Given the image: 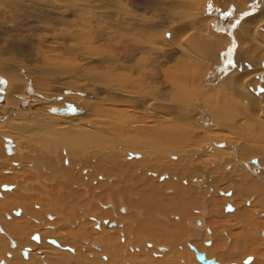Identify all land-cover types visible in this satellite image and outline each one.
<instances>
[{"label":"bare ground","instance_id":"6f19581e","mask_svg":"<svg viewBox=\"0 0 264 264\" xmlns=\"http://www.w3.org/2000/svg\"><path fill=\"white\" fill-rule=\"evenodd\" d=\"M0 78L6 86L0 93V169L21 170L12 157L21 146L17 138L24 136L34 151L42 147L36 156L50 175L35 182L41 190L34 191L49 207L39 201L36 209L51 222L63 217L58 225L45 220L54 230L15 223V217L40 215L31 209L36 201L3 186L0 264H179V246L191 232L187 244L196 246V255L183 249L187 264L195 258L206 264L200 254L219 264L257 254L264 234L250 218L264 214V0H0ZM37 130L33 140L34 133L26 136ZM163 169L171 174L159 173ZM156 178L193 184L204 202L213 196L205 188L229 186L217 194L231 202L222 206L238 223L228 231L239 226L241 238L227 237L232 247L224 253L213 248L206 218L216 210L209 208L179 233L198 204L190 203L196 191L189 202L175 204L178 195L163 198L165 181L161 186ZM96 205L106 210L101 217L113 211L120 219H100ZM167 205L182 216L170 227L162 222L172 214ZM157 211H165L158 220ZM126 217L133 227L123 224ZM131 237L152 250L135 247L139 242L130 243ZM145 237L166 243L170 252ZM258 257L243 264H264V251Z\"/></svg>","mask_w":264,"mask_h":264},{"label":"rangeland","instance_id":"374dc122","mask_svg":"<svg viewBox=\"0 0 264 264\" xmlns=\"http://www.w3.org/2000/svg\"><path fill=\"white\" fill-rule=\"evenodd\" d=\"M26 79V78H25ZM3 83H4V80L2 81V79L0 78V87H1V89H3V90H0V93H4V91L6 92V89H4V88H6V86L5 85H3ZM55 93H57V92H55ZM58 94H65L66 96H70L69 97V99H72V98H74V96L76 97V99H77V101H80V102H82V103H84V104H87V105H90V101H88V99H86V96L85 95H83V94H79V96H76L77 94H73L72 92H68V91H65V90H61V93H58ZM66 96L64 97V98H66ZM80 99V100H79ZM72 100H74V101H76L75 100V98L74 99H72ZM87 102V103H86ZM89 102V103H88ZM76 105V104H75ZM18 109L20 108L19 107V105H18V107H17ZM22 108H20V110H21ZM76 115H73V116H67V117H75ZM78 116V115H77ZM79 116H84V111L82 112V113H80V115ZM16 120V119H15ZM85 120V118L83 119V121ZM1 123H3V121H2V119H1V121H0ZM30 123V122H29ZM4 124V123H3ZM2 125V124H1ZM34 125L37 127V125H36V123H34ZM61 128V127H60ZM4 129H6V127L4 128ZM37 129L40 131V129L41 128H38L37 127ZM8 129H6V130H4V133H13V132H11L10 130H8ZM38 130L36 131V132H30V131H27V135L26 136H29V133H34V134H30V136L28 137V138H30V139H32V138H34V136H36L35 134L36 133H38ZM26 133H24V135H25ZM19 137L21 136L20 134L18 135ZM21 137H22V139H21ZM20 137V140H19V138H17L16 140H18L19 141V144L21 145L20 146V149L19 148H17L18 150H20V152H18V150H17V156H15L16 154H14L13 153V155H12V157L13 158H15L17 161H19V162H21L22 163V167L20 168L21 170H18V169H16L15 167H14V169H13V166L11 167V165L9 164L8 166H10L9 167V169H7V167H5V168H3V169H0V193H2V195H3V197H4V192H2V190H1V188L3 187V186H12V187H17V191H16V193L19 195V196H21V195H25V196H31L33 199H34V202L36 201V203H34L35 205H33V206H31V209H32V207H33V210L34 211H38L39 212V214L40 215H37V216H35L34 218H36V219H34V218H31V217H29V215H24L25 217H23V216H20L19 218L18 217H15L14 219H13V221L15 222V223H18V222H20L19 224H21V223H24L25 221L26 222H29L31 225H32V227H34V226H37V227H40V229L41 230H54V228H52V226L50 227V226H44L45 225V223L46 222H51V220L47 217L48 216V214L47 215H45V216H43L44 214H43V209L41 208V212H40V210H38V209H36V205L39 203V201H40V203H44L45 201H44V199L42 198L41 199V196L39 195L38 196V193L36 194L35 193V191L37 190L36 188H40L39 190H41V187H40V185H37V183L36 184H34L35 182H39L40 180H43V179H41V178H44L43 176H45V175H47L48 177H49V175H48V173L47 172H45L44 171V169L41 167L42 165H40V162H42L43 161V159H41V158H43L42 156H40V158H37V153L38 152H40L41 150H42V147H40V148H35V149H37V151H34V147H33V145L34 144H32L31 142H26L25 141V137L24 136H21ZM214 138L215 139H217V138H219V137H217V136H214ZM0 140H2V138L0 137ZM33 140V139H32ZM31 141V140H30ZM3 143V140H2V142L0 141V145ZM27 143V144H26ZM30 143V144H29ZM198 144H201V140L200 139H198V142H197ZM24 144H26V145H24ZM206 144H208V143H206ZM25 151H24V150ZM33 150V151H32ZM39 150V151H38ZM22 151V152H21ZM27 152V153H26ZM2 153H4L5 154V156H6V159H10V157L11 156H8L7 155V153H6V148H5V146H4V149H3V145H2ZM35 154V156H32V154ZM20 156H24V158L23 157H21L20 158ZM26 156L28 157V158H26ZM11 157V158H12ZM31 157H34V158H31ZM65 157L66 156H64V157H62L63 159H65ZM21 159V161H20V159ZM27 160H26V159ZM61 158V159H62ZM15 159H13V161H16ZM23 159H24V161H23ZM35 159V160H34ZM63 159H62V161H63ZM203 159H204V161L205 160H207V157L206 156H204L203 157ZM256 159V158H255ZM35 162V164H31V163H34L33 161ZM30 161H31V163H30ZM39 161V162H38ZM255 161L256 160H254V161H252V163H255ZM8 162V161H7ZM24 163H29L28 164V166L26 165V164H24ZM7 165V163L6 162H4V164H2L1 165V167H4V166H6ZM4 165V166H3ZM27 167H26V166ZM31 166V167H30ZM33 166H35V167H33ZM37 166V167H36ZM63 166V165H62ZM23 168V169H22ZM25 168V169H24ZM31 168H33V169H31ZM64 168H66L65 166H64ZM29 170V171H28ZM34 170V171H33ZM164 170V169H163ZM30 171L32 172V173H30ZM36 171V173H34ZM39 171H41V172H39ZM227 171H229V170H227ZM157 172H159V171H157ZM161 172H163V175H166V176H168V175H170L171 173H170V171H166V170H164V171H160L159 173H161ZM34 173V174H33ZM170 173V174H169ZM30 174H32V175H30ZM40 174V175H39ZM42 174H44V175H42ZM151 174L152 173H148V177H150L151 176ZM156 174H158V173H156ZM213 174H216V173H213ZM40 176V177H39ZM47 176L45 177V178H47ZM172 176V175H171ZM215 176V175H214ZM51 177V176H50ZM115 176H113V178H114ZM165 177V176H164ZM175 177H177V176H175ZM179 177V176H178ZM44 178V179H45ZM111 178H112V176H111ZM155 178V177H154ZM172 180V181H171ZM33 181V182H32ZM156 181V182H155ZM158 181V182H157ZM160 181V182H159ZM164 181H165V184L163 185V183H164ZM163 181V179H161V180H157V178L156 179H154V182H155V184H161V186L163 185V187L161 188V190L164 192L165 190V192L167 193H161L162 195H163V198L164 197H168V196H170V197H168V198H174V197H176L177 195V199H180L178 202H175V204L177 203H179L180 201H181V199H182V201L180 202V203H186V202H189L190 201V198H191V194H192V196H194V194H195V192L194 191H196V195L197 196H195V198H193V200H192V198H191V204L192 205H194V203H198V204H196V206H198V207H196V206H192L191 208H194V211H192L193 209H189V215H188V222H186V223H181V225H180V227H179V229H178V231H179V233H183V231L184 230H187L188 229V225H190L191 223H193V222H195V221H197V220H199L200 219V217H202V215H201V212L202 211H204V210H207L208 208V210H211V209H215L216 210V212H212L211 214H209V216L206 218V220H207V222H208V227L210 228V229H213V231H214V245H213V248L215 247V246H217L218 248H219V252L220 253H224V252H226L230 247H232V245H230L229 244V239L227 238V237H231V238H235V239H237V238H241L240 236L242 235V231L240 230V228H239V226H236V227H234V229L232 230V232H229L228 230H229V227H231V226H234V225H236L237 223H238V219L236 218V216H234L233 215V217L232 216H229V215H226V214H228V212H226L225 210H224V206L225 207H227L228 205H229V203H231V202H228V201H226V199H228L227 197H225L224 195H222V194H217V192L219 191V190H223V189H225V188H227V187H229V186H227L226 184V186L224 185V184H221L218 188L216 187V186H214V189H209V188H205V190L203 191V192H208V194H209V196H210V194H213V196H211L210 198H212L211 200H209V202L207 201V202H204V201H202L203 200V198H199V194H200V192H201V190L200 189H198V188H196V186H194L193 184H192V186H191V190L188 188V186L185 184L186 183V181H184V184H182L183 182H180V181H182V180H179L178 182H175V181H173V179L172 178H170V180L169 181H167V180H164ZM162 182V183H161ZM169 182V183H168ZM170 182L174 185H172V186H167V187H164V186H166V185H168V184H170ZM175 182V183H174ZM168 183V184H167ZM33 184V185H32ZM39 184V183H38ZM29 186V188H32V192H29V193H26V191L28 192V190H26V191H23L22 190V188L23 187H25V189H26V186ZM93 185H95V186H97V181H95V182H93ZM177 185V187L178 186H180L179 187V189L177 188V187H175ZM36 186H38V187H36ZM183 186V187H182ZM186 186V187H185ZM223 186V187H222ZM168 187H170L169 189H167ZM193 187V188H192ZM29 188H27V189H29ZM175 188V189H174ZM184 188V189H183ZM186 188H187V190L189 189V191H186ZM36 189V190H35ZM164 189V190H163ZM176 189H178V190H176ZM192 189H193V192H192ZM208 189V190H207ZM231 189H234L235 190V186L233 187V185H231ZM35 190V191H34ZM171 190H175V191H171ZM180 190H182V191H180ZM209 190H211V191H209ZM184 191V192H183ZM192 193H191V192ZM36 192H38V190L36 191ZM180 192H181V196L182 197H180L179 196V194H180ZM185 192H186V195H185ZM207 192H206V194H207ZM13 193H15V192H13ZM13 193H7V195H9V194H13ZM182 193H184V195L182 194ZM191 193V194H190ZM199 193V194H198ZM6 194V193H5ZM27 194V195H26ZM60 194V193H59ZM7 195H6V197H7ZM35 195V196H34ZM37 195V196H36ZM61 195V194H60ZM62 195H65V193H63ZM84 195V194H83ZM165 195V196H164ZM168 195V196H167ZM171 195H172V197H171ZM175 195V196H174ZM187 195H190V196H187ZM184 196V197H183ZM208 196V197H209ZM216 196L219 198H217V199H215L216 198ZM198 197V198H197ZM220 197H222V199L220 198ZM187 198H189L188 199V201L186 200ZM177 199H176V201H177ZM185 199V201L186 202H184L183 200ZM195 199H197L198 201H196ZM0 200H2L1 198H0ZM127 200L129 201V198L127 197ZM216 200H217V202H216ZM219 200H221V201H219ZM41 201H44V202H41ZM108 201V199H105V202H107ZM195 201V202H194ZM215 201V202H214ZM225 201H226V204H224L225 203ZM94 202H96V201H94ZM103 202V201H102ZM124 202V201H123ZM122 202V203H123ZM201 202H202V208H201ZM222 202V203H221ZM247 202V201H246ZM249 202H251V199H249ZM32 203V204H33ZM91 203V202H90ZM116 203V202H115ZM169 203V202H168ZM124 204H125V202H124ZM207 204H208V206H207ZM118 205V204H117ZM222 205H224V206H222ZM45 206L46 207H49L48 206V204H46V202L43 204V208L45 209ZM99 205H96L95 207L97 208V210L98 211H96L95 212V214H97V215H100L99 217H100V219H113V220H118V219H120L119 218V214H114L113 213V211L111 212L112 214H111V216H108V217H101V215H102V212L104 211V212H106V210H104V209H102L100 206L98 207ZM127 206H128V204H127ZM168 207H170L169 209L171 210V208H172V210L174 209L173 208V206L171 207V206H169V205H167ZM200 206V207H199ZM212 206H213V208H212ZM215 206V207H214ZM129 207V206H128ZM155 207H158V203H156V206ZM204 207V208H203ZM221 207V208H220ZM246 207H248L249 208V206H248V202L246 203ZM100 210H99V209ZM197 208V209H196ZM200 208V209H199ZM207 208V209H206ZM220 208V209H219ZM19 209V208H18ZM31 209H29V211L31 210ZM168 209V208H167ZM168 209V210H169ZM195 209L197 210V211H195ZM199 209V210H198ZM203 209V210H202ZM217 209H218V211H217ZM27 210V209H26ZM171 210V212H172V214H170V212H168L167 214H168V216L166 217V215H165V219H168V222L170 221H172V219H173V221H172V223H168L167 222V220L165 221V220H163L162 222H163V224H164V222L166 223L165 225L166 226H171V225H175V224H177V221H180V217H182V216H180V213H178V217H176L175 215V210H173L172 211ZM191 210V211H190ZM200 210H201V212H200ZM28 211V210H27ZM32 211V210H31ZM36 211V212H37ZM132 211H134V210H132ZM98 212V213H97ZM110 212V211H109ZM177 213V212H176ZM190 213H191V215H190ZM214 213V214H213ZM218 213H220L219 215H218ZM222 213V214H221ZM231 213V212H230ZM122 214V213H121ZM131 214V213H130ZM163 214H165V211H157L156 213H155V216H156V218H157V220H158V218L161 216V215H163ZM117 215V216H116ZM123 215V214H122ZM169 215H170V217H171V219H170V217H169ZM182 215V214H181ZM222 215V216H221ZM39 216H41V217H39ZM254 217H252L251 216V220H254L255 221V226H256V230H257V232L259 233V231L261 232H263L262 234H264V214H259L258 212H254V215H253ZM33 217V216H32ZM114 217V218H113ZM63 217H55V219H56V222H58L57 223V225L58 224H60V222H61V220H63L62 219ZM115 218H117V219H115ZM127 218V217H126ZM126 218H124L122 221H123V224L124 223H129V221L131 222V219L130 218H127V220H125ZM180 218V219H179ZM249 218V217H248ZM247 218V220H249ZM21 220V221H19V220ZM55 219H54V221L53 222H55ZM61 219V220H60ZM130 219V220H129ZM179 219V220H178ZM209 219V220H208ZM35 220H39L40 221V223H38V222H36ZM43 220V221H42ZM45 220H47L46 222H45ZM48 220H50V221H48ZM126 222H125V221ZM175 221V222H174ZM53 222H51V223H53ZM63 222V221H62ZM175 223V224H174ZM90 224H91V222H90ZM257 224V225H256ZM98 224H96V226H97ZM225 225H227V226H225ZM44 226V227H43ZM96 226L94 227V230L96 231V232H99L97 229H96ZM104 226H106V225H104ZM130 226H131V223H129L128 224V227L127 228H130ZM42 227L44 228V229H42ZM50 227V228H49ZM100 227V226H99ZM131 227H133V226H131ZM58 228H59V226H58ZM115 227H113V229H114ZM107 229H112V228H110V227H108ZM59 230V229H58ZM123 230V229H122ZM189 230H192V228H189ZM256 230H249V232H250V235H251V237H252V239H257L258 238V235L256 236L254 233L256 232ZM254 232V233H253ZM255 235V236H252V235ZM191 235H193V233L191 232L188 236H185L184 238H182V245H180L179 246V248H181L180 250H179V256H180V259H179V261H178V263L179 264H187V262H186V260H185V255L183 256V257H181V254H182V252H183V249L185 250L184 252H188V253H185V254H189V253H192V254H195V252L191 249V247H194V248H196V246L194 245V246H190V245H188L187 244V240H188V238H189V236H191ZM2 236H4V235H1V237ZM26 236V235H25ZM177 236L179 237V235L177 234ZM33 237V236H32ZM32 237H31V239H30V241L32 240V242H34V243H37V242H35L33 239H32ZM3 238H5V236L3 237ZM25 238V237H24ZM123 237L121 236V239H122ZM145 238H147V237H145ZM6 239V238H5ZM147 239H149V238H147ZM137 240V241H136ZM149 240H151V239H149ZM122 241H123V239H122ZM152 241V243L154 244V246H165L166 248H167V252H170V247H168V245L165 243V245H163L162 243V241H160V242H154L153 240H151ZM201 241H202V239H201ZM204 241V240H203ZM10 242V241H9ZM47 242V244L48 245H51V246H54L51 242H50V240L48 241H46ZM134 242H139L135 247H141V248H143L142 246H144L145 244H146V246H145V248H143L144 250H146V251H149V250H152V248L150 249V246L147 244V242L146 243H144V242H141L140 240L138 241V238H133V237H131V242L130 243H133V244H135ZM123 243V242H122ZM213 243V242H212ZM10 245H11V242L9 243ZM142 246H141V245ZM160 244V245H159ZM10 245H9V250H10V252L12 251V250H14V249H12L11 247H10ZM204 246V245H203ZM234 247H236L235 248V250H239V248H237L238 246H234ZM256 248H257V254L256 255H254V254H247V257L243 260H240L239 262H236V261H232V262H229V263H227V264H240V263H242L243 264V262H245L246 261V259H248V258H254L255 259V257L257 256L258 257V255L259 254H261V253H263V251H264V241L262 242V243H259V245H257V246H255ZM149 248V249H148ZM25 250V249H24ZM95 251V250H94ZM74 252H75V249H74ZM96 252H98V251H96ZM150 252V251H149ZM159 252V251H158ZM162 254H164L163 252H162ZM166 254V253H165ZM196 255V254H195ZM236 257H239L240 256V254H237L236 252H235V254H234ZM21 257V259L22 260H26V259H24L22 256H20ZM258 258H260V257H258ZM3 260V259H2ZM212 260V259H211ZM195 261L197 262V263H194V262H192L191 264H201L196 258H195ZM190 262V261H189ZM199 262V263H198Z\"/></svg>","mask_w":264,"mask_h":264},{"label":"water","instance_id":"95a60500","mask_svg":"<svg viewBox=\"0 0 264 264\" xmlns=\"http://www.w3.org/2000/svg\"><path fill=\"white\" fill-rule=\"evenodd\" d=\"M17 212L19 213L20 211H17ZM34 238L38 239V235H34ZM199 258L203 260V262L206 264H219L218 262H215L213 260H206V257L204 254H200Z\"/></svg>","mask_w":264,"mask_h":264},{"label":"flooded vegetation","instance_id":"af4514ba","mask_svg":"<svg viewBox=\"0 0 264 264\" xmlns=\"http://www.w3.org/2000/svg\"><path fill=\"white\" fill-rule=\"evenodd\" d=\"M124 210H125V209H124ZM121 213H122V210H121ZM98 227H99V225H97V227H96L97 230H99ZM109 227H110V226H109ZM207 232H208V231H207Z\"/></svg>","mask_w":264,"mask_h":264}]
</instances>
